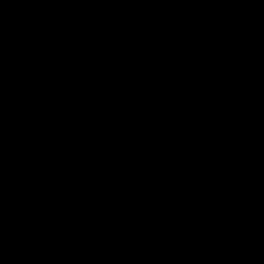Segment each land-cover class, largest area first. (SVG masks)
I'll list each match as a JSON object with an SVG mask.
<instances>
[{
  "label": "water",
  "instance_id": "1",
  "mask_svg": "<svg viewBox=\"0 0 264 264\" xmlns=\"http://www.w3.org/2000/svg\"><path fill=\"white\" fill-rule=\"evenodd\" d=\"M0 264H264V0H0Z\"/></svg>",
  "mask_w": 264,
  "mask_h": 264
}]
</instances>
